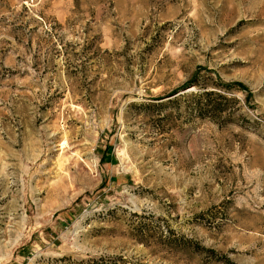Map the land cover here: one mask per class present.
<instances>
[{
	"label": "rangeland",
	"instance_id": "374dc122",
	"mask_svg": "<svg viewBox=\"0 0 264 264\" xmlns=\"http://www.w3.org/2000/svg\"><path fill=\"white\" fill-rule=\"evenodd\" d=\"M0 264H264V0H0Z\"/></svg>",
	"mask_w": 264,
	"mask_h": 264
},
{
	"label": "trees",
	"instance_id": "16d2710c",
	"mask_svg": "<svg viewBox=\"0 0 264 264\" xmlns=\"http://www.w3.org/2000/svg\"><path fill=\"white\" fill-rule=\"evenodd\" d=\"M191 87H198L201 91L189 96L190 100L194 103L192 105V110L195 111L201 118H210L213 120L220 118V114L223 111L221 102L227 101L226 97L220 93H216L215 91L203 89L196 83H193ZM218 88H222L225 91H230L236 88L241 91L246 90L242 84H222L218 85Z\"/></svg>",
	"mask_w": 264,
	"mask_h": 264
},
{
	"label": "water",
	"instance_id": "95a60500",
	"mask_svg": "<svg viewBox=\"0 0 264 264\" xmlns=\"http://www.w3.org/2000/svg\"><path fill=\"white\" fill-rule=\"evenodd\" d=\"M190 89H191V88H188V89L184 90L183 92L188 91V90H190ZM180 93H182V92L177 93L175 96L179 95Z\"/></svg>",
	"mask_w": 264,
	"mask_h": 264
}]
</instances>
